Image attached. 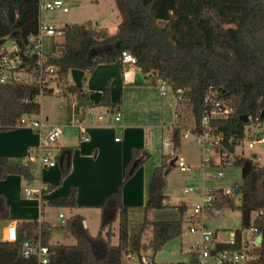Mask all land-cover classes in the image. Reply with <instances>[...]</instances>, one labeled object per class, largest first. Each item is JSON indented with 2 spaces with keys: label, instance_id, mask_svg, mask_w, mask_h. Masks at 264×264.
<instances>
[{
  "label": "trees",
  "instance_id": "trees-1",
  "mask_svg": "<svg viewBox=\"0 0 264 264\" xmlns=\"http://www.w3.org/2000/svg\"><path fill=\"white\" fill-rule=\"evenodd\" d=\"M43 1L0 0V46L10 41L28 52L23 60L33 77L31 83H0V130L18 127L21 117L36 118L40 102L33 96L40 92L42 95L56 93L63 105L72 106L75 111L84 107L88 104V92L82 86H74L70 70L90 71L99 63L120 59L122 51L135 57V66L144 75L147 87L155 88L162 79L170 89L174 99L172 117L166 126V114H161L160 129L178 149L183 132L193 135L200 131L205 109L203 99L210 87L217 97L230 102L233 109L229 118L211 120L214 132L222 133L229 150H233L244 135L243 116L261 117L264 109V0H114L119 22L112 32L98 27L96 21L65 22L59 26L61 36L49 40L46 60L41 67L37 62L38 54L30 50L32 44L27 39L38 32ZM46 66H51L53 71L45 70ZM37 76H41V80ZM125 85L131 90L137 88L134 84ZM177 89L181 91V101L177 99ZM122 100L111 102L106 86L100 104L113 114L121 112L126 122L160 124L157 113L144 116L130 109L128 115ZM167 160L168 156L161 152L147 180L142 206L123 205L121 188L108 194L99 205V231L95 235L83 225L80 214L72 215L59 226L45 221L20 222L14 241L0 240V264H38L35 254L22 255V243L26 240L47 247L48 264H122V256L127 252L139 256L149 254L154 259L168 241L184 231L183 214L187 206L184 200L173 205L179 212L178 219L149 218L152 211L167 206L164 172L173 167ZM139 163L132 159L124 178ZM229 167L243 168L239 186L241 203L235 206L217 189L213 191L217 195L214 207L238 210L241 228L235 230L234 245H220L218 249L239 250L241 232L254 225L262 239L252 249L255 258L246 264H262L264 218L256 217L251 221L250 213L264 210V166L251 158L240 157ZM34 170L33 163L22 161L20 157L0 156V179L18 174L25 181H31ZM48 203L74 207L75 188L67 197ZM135 215L140 216L136 222ZM8 218V205L0 195V221ZM115 222L117 243L112 242ZM57 229L72 237L74 243L53 242V232Z\"/></svg>",
  "mask_w": 264,
  "mask_h": 264
},
{
  "label": "crops",
  "instance_id": "crops-1",
  "mask_svg": "<svg viewBox=\"0 0 264 264\" xmlns=\"http://www.w3.org/2000/svg\"><path fill=\"white\" fill-rule=\"evenodd\" d=\"M115 19L114 29L119 22L117 15ZM96 22L98 27L105 28L104 24ZM114 29L107 30L112 32ZM139 72L140 70L135 65L123 63L120 59L110 63H99L92 70L84 72L83 76L87 73L86 78L82 77L81 86L88 92L87 105L80 107L77 111L71 106L67 108L63 116L58 115L57 119L51 121L45 116L47 123L44 130L55 124L62 127V133L65 128H69L65 136L69 142L59 143L58 140L52 152L53 159L56 161L55 165L39 168L38 173L35 169L34 178L31 181H25L18 174H8L0 179V195L4 197L8 205L9 214L7 220L0 221V240H5V226L7 224H14L17 228L20 222L36 221L39 223L45 221L51 225L59 226L67 218L79 214L77 210L94 209L100 212L99 205L106 196L116 192L119 188H121L123 205L139 207L144 204L146 192L144 194L143 184L141 189H134L131 183L134 176L133 172L137 168L126 178L124 177L132 159L135 158L136 161L140 162L144 159L142 151L143 146H146L147 143L146 138H143V133L146 135L147 125L143 122L139 124L126 122L121 112H118L120 121L114 124H109L105 118L91 121L92 118L108 110L107 107L100 104L104 88L109 87L110 101L118 102L131 91V87L125 84H146L144 75L140 72L141 76ZM69 111H73L76 115ZM74 121H77L78 125H75ZM122 121L125 123L123 124ZM117 125L120 126L117 127ZM124 125L126 126L124 127ZM119 129L122 138L116 140L118 137L115 136V132ZM74 134L77 135V140L71 141L73 137L75 138ZM110 139L114 144L110 142ZM38 142L39 134L29 126L0 130V156L20 157L22 161H26L30 150H34ZM104 151H108V154H104ZM28 183L30 186L34 185V191L38 190L41 183L45 184L47 189L40 194L34 192L32 195H26L23 189ZM72 188H75L76 205L74 207H62L48 203L67 197ZM33 196H37L38 199L32 198ZM49 207H52L50 210L67 208L73 213L71 216L65 217L63 214L62 217H59L62 213L58 211L54 219H46L44 210ZM221 210L210 209L208 214H220ZM80 215L83 218V225L89 230L88 220L84 215ZM56 222L58 223L56 224ZM56 231L53 232L52 239L59 232ZM183 247L180 248L182 254ZM154 261L155 264L171 263L166 261L160 263L159 260L155 259V256Z\"/></svg>",
  "mask_w": 264,
  "mask_h": 264
},
{
  "label": "built area",
  "instance_id": "built-area-1",
  "mask_svg": "<svg viewBox=\"0 0 264 264\" xmlns=\"http://www.w3.org/2000/svg\"><path fill=\"white\" fill-rule=\"evenodd\" d=\"M40 10L44 11H57L65 13L68 7L65 0H45L40 4ZM62 31L59 26L46 21L44 18L40 21L38 32L28 36V42L32 44L30 50L38 54V64L41 65L46 60V49L49 40L53 37H60ZM21 52V53H20ZM28 52H23L19 49L14 42L9 41V45L4 42L0 46V83L6 82H19L31 83L33 80L31 71L28 70V65L24 62L23 56ZM120 60L129 65H135V57L127 51H122ZM42 67V65H41ZM41 71V68L39 69ZM45 70L52 72L51 66H46ZM39 77V76H37ZM41 77V76H40ZM39 77V78H40ZM41 80V78H40ZM43 81V80H42ZM166 83L164 80L158 81V91L160 95L165 96ZM56 91H59L56 89ZM177 99L183 100L180 94V89L176 90ZM42 96L40 92L33 99L39 101ZM205 109L200 120V131L195 132L194 137L196 145L200 149V163L197 165H188L179 154V149L176 148L170 138L159 136L160 148L166 150V155L169 160H173V166L180 172H191L196 170L199 174V182L195 185H190L183 188L185 194H190L183 217L190 222L187 230L191 234H198V239L184 245L182 252L186 256V260L177 264H246L249 259L255 258V253L252 251L258 243L254 237L259 234L257 227L250 225L246 230L241 232V248L238 249H218L220 245H234L236 243V233L233 231L228 237H222L217 231L206 229L203 223V214L210 209H216L214 204L217 199L215 190L220 189L222 196L229 198L233 201L236 198L237 203H241V195L239 193V186L237 192H234V186L222 188L210 184L211 180H219L222 176L221 168L229 167L231 163L240 157L243 148L253 149L255 144L264 143V116L258 118L257 116L251 118L246 116V124L244 125V135L239 139L233 150H229L224 142V137L221 132H214V125L211 120L227 119L233 112L230 102L216 96V92L212 91L210 87L203 99ZM107 119L109 124L120 121L119 113H111L104 111L102 114L92 118ZM263 119V121H262ZM215 122V121H214ZM19 126H29L39 134V142L34 150H30L27 155V160L39 167H53L56 163L53 159V149L57 145L62 128L60 125H52L47 130H44L45 124L42 119L21 117ZM257 130V131H256ZM189 132L185 131L181 134V140H186L189 137ZM117 140V138H116ZM230 141V138L228 139ZM241 146V151L237 152V147ZM257 161L255 157L252 159ZM258 162V161H257ZM261 165V164H260ZM45 184H40L38 190L30 189L28 183L24 187L26 195H32L34 192L41 193L46 190ZM253 214V215H252ZM62 217V214L59 215ZM256 217L264 218V210H254L250 213V220ZM16 238V227L14 224H7L5 226V240L14 241ZM35 254L37 256L38 264H48V249L40 244H32L30 241L22 243V255L27 257ZM141 261V262H140ZM155 264L154 259L149 254L139 256L137 253L127 252L122 256V264Z\"/></svg>",
  "mask_w": 264,
  "mask_h": 264
},
{
  "label": "rangeland",
  "instance_id": "rangeland-1",
  "mask_svg": "<svg viewBox=\"0 0 264 264\" xmlns=\"http://www.w3.org/2000/svg\"><path fill=\"white\" fill-rule=\"evenodd\" d=\"M66 6L68 7V11L65 13L42 10V17L44 15L43 18L46 21L48 20L56 26H60L65 22L85 23L92 20L104 24V27L108 30L114 29L113 23L114 21H116L115 18L117 15L114 0H66ZM6 45L8 46L9 42H6ZM83 77L86 78L87 73ZM157 87L158 85L155 88H150L143 84L137 85V88H135V90H131L127 95L125 94L122 100L125 113L128 112L129 115L130 109H134L136 112H138V114L144 116H149L151 113H157L156 119H160L158 123L162 121L161 114L164 113L166 114L165 125L167 126L170 123V119L172 117L174 99L168 87L165 88V96L160 95ZM39 102L40 113L36 116V118L42 119L44 124L47 123L45 116H47L48 120L51 121L55 118L57 119L59 116H63L66 113L67 108H69L66 105L62 104L61 97L56 93L42 95L39 98ZM69 112L73 115H76L73 113V111ZM122 123L124 124L125 122L122 121ZM161 123L153 127L151 122H143V124L147 125L146 135L143 133V138H146L147 144L146 146H143L142 153L144 155V159L140 162L135 172H133L134 176L131 183L133 184L134 189H141V186L143 184L144 194L146 192V182L150 176L152 168L158 164L160 153H166V150L164 148H160L161 140L159 136L161 135L163 138L166 136L165 133L161 132V129L159 127ZM74 124L78 125L77 121H74ZM119 126L120 125H117V127ZM125 126L126 125H124V127ZM68 129L69 128H65V131L60 135L59 143H64L65 141L69 142L65 137L67 135ZM75 134V138L73 137L71 141L77 140V135ZM115 136L118 137L117 139L122 138L120 129L115 132ZM113 137L114 135L112 136V138ZM110 142L114 144L112 139H110ZM241 148V146L237 147V152L241 151ZM104 154H108V151H104ZM179 154L188 165H195L200 163V149L196 145L194 137L192 135L181 142ZM242 154L246 158L253 159L255 157L258 163L264 166V143L255 144V147L253 149H247L244 147L242 150ZM167 161L169 162V160ZM39 168L42 167H35L37 173L39 171ZM220 171L222 172L221 178L219 180H211V185L222 188L232 187L234 184H237L238 186L241 185L243 176L242 167H225L221 168ZM164 181L165 194L167 196L165 199V203L167 204V206L162 209L152 211L149 215V218L155 220H176L179 218V212L175 207H173V205L177 204L179 201H187L190 199L191 195L185 194L183 192V188L198 183L199 174L196 170L187 173L180 172L176 167L173 166L165 174ZM33 187L34 185H31L30 189L34 190ZM32 198H37V196H33ZM236 198L238 197H235L234 205L238 206L239 204L237 203ZM51 208L52 207L45 208L44 210V217L46 219H54L58 211H60L62 215L64 214L65 217L71 216L73 213L71 212L72 210L67 208H61L60 210H50ZM77 212L85 216V218L88 220L89 231L91 232V234L95 235L99 231V211L94 209H84L77 210ZM208 213V211L204 212L203 223L205 224L206 229L217 231L219 237L220 235L222 237H228L229 234H231L233 231L239 230L241 228L240 213L238 210L223 208L220 214L213 215ZM139 219V215H135L133 218L135 222ZM57 223L58 222H56V224ZM189 224L190 222L183 218V233L180 236L168 241L155 254V259L157 261L159 260L158 262L165 263L161 261H166L171 262L170 264H177L186 260V256L180 251L181 246H184L185 243H189L198 237V234H191L188 232L187 227L189 226ZM117 228L118 225L117 222H115V234L112 237L113 243L118 242ZM57 231L59 232L54 235L52 241H57L59 243L65 244L74 243V239L64 233V231H61L60 229H57ZM243 234H245V230Z\"/></svg>",
  "mask_w": 264,
  "mask_h": 264
},
{
  "label": "water",
  "instance_id": "water-1",
  "mask_svg": "<svg viewBox=\"0 0 264 264\" xmlns=\"http://www.w3.org/2000/svg\"><path fill=\"white\" fill-rule=\"evenodd\" d=\"M83 75H84V71H82V70H79V69H71L70 70V78H71V81L73 82L75 87H77V88L81 87ZM260 116L261 117L264 116V109L261 111ZM243 120L244 121L246 120L245 116H243ZM169 163L172 165L173 164V160H170ZM167 172H168V169L165 170L164 174H166ZM233 186H234V192L236 193L238 185L234 184ZM254 239H255V241L258 244H260L261 239H262L261 234L256 235L254 237ZM262 264H264V255H263V258H262Z\"/></svg>",
  "mask_w": 264,
  "mask_h": 264
}]
</instances>
